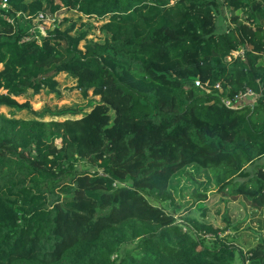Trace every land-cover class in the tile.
Instances as JSON below:
<instances>
[{
	"label": "trees",
	"instance_id": "trees-1",
	"mask_svg": "<svg viewBox=\"0 0 264 264\" xmlns=\"http://www.w3.org/2000/svg\"><path fill=\"white\" fill-rule=\"evenodd\" d=\"M219 2L233 20L222 31ZM9 3L0 107L59 93L61 73L100 98L77 119L0 114V264H232L237 250L264 264V238L247 255L201 247L195 230H219L158 207L183 216L219 192L264 208V0ZM76 8L103 21L104 42L69 18L31 32L40 13ZM245 87L253 102H225Z\"/></svg>",
	"mask_w": 264,
	"mask_h": 264
},
{
	"label": "rangeland",
	"instance_id": "rangeland-1",
	"mask_svg": "<svg viewBox=\"0 0 264 264\" xmlns=\"http://www.w3.org/2000/svg\"><path fill=\"white\" fill-rule=\"evenodd\" d=\"M218 7L219 9L216 12V31H222L233 23L232 13L229 7L224 6L220 2ZM63 18H69V23L75 22L77 28L86 27L89 29L88 38L94 39V41L104 42L108 36L100 28L103 21L83 16L77 8L69 12H64V9H62L54 14L50 13L48 14V18H45L41 22L35 20L38 23L34 26L44 29L45 34L46 30L56 27L59 20ZM37 33L39 32L37 31ZM241 53L242 50H239L233 54L234 56H238ZM57 79L60 82L59 93L43 90L29 97V107L2 106L0 107V114L9 117L43 119L46 121L65 120L68 118L77 119L88 113L100 98L99 96L92 95L91 92L85 94L76 88V81L66 73H61ZM256 97L257 95L252 97L244 96L239 100H229L227 103L233 106H241L253 102ZM19 100L22 102L25 98H19ZM260 163H264V156L260 160ZM81 166L87 167L88 165L82 163ZM253 167V164L248 165L247 170H252ZM242 179L244 177H240V180ZM158 207L159 213L163 212L164 215L174 213L175 217L179 219H186L188 217L213 225L214 228L218 229V237L214 233L194 231L198 235L199 240H201V247H217L222 245L223 242H228L236 245L239 249H243V252L247 255L249 250L254 248L264 238V208L254 210L255 208L243 196L233 197L227 193L218 192L214 194L210 192L209 197L205 201L197 203L191 211L185 212L183 216L176 213L168 201H165ZM113 257L116 259L118 253L116 252ZM232 264H243L239 250H237Z\"/></svg>",
	"mask_w": 264,
	"mask_h": 264
},
{
	"label": "built area",
	"instance_id": "built-area-1",
	"mask_svg": "<svg viewBox=\"0 0 264 264\" xmlns=\"http://www.w3.org/2000/svg\"><path fill=\"white\" fill-rule=\"evenodd\" d=\"M10 7V3H9V0H0V9H8ZM45 18H48V14H44V13H40L35 19H34V23L36 24V23H38V22H41L42 20H44ZM38 21V22H36V21ZM34 24V25H35ZM37 26H33L32 27V29H31V32L36 36V38H38V40H40V37L42 36V35H44V29H41V28H39V27H37ZM37 31L39 32V33H37ZM41 32V33H40ZM41 34V35H40ZM31 37L30 36H28V37H26V39L27 40H29ZM239 51V50H238ZM235 52V51H234ZM194 82L198 85H200V80H198V79H194ZM216 87H220V84L218 83V84H216ZM263 87H264V84H263ZM257 93L253 90V89H251V88H249V87H245L242 91H240L234 98H233V100H239L240 98H243L244 96H253V95H256ZM229 100H231L232 101V99H229V98H227V99H225V102L227 103V101H229ZM227 104H229V103H227ZM232 105V104H231ZM179 221H181L180 219H179Z\"/></svg>",
	"mask_w": 264,
	"mask_h": 264
}]
</instances>
